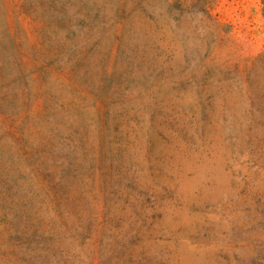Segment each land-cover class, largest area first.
Returning a JSON list of instances; mask_svg holds the SVG:
<instances>
[{
    "label": "rangeland",
    "instance_id": "374dc122",
    "mask_svg": "<svg viewBox=\"0 0 264 264\" xmlns=\"http://www.w3.org/2000/svg\"><path fill=\"white\" fill-rule=\"evenodd\" d=\"M0 67V264H264V0H0Z\"/></svg>",
    "mask_w": 264,
    "mask_h": 264
},
{
    "label": "trees",
    "instance_id": "16d2710c",
    "mask_svg": "<svg viewBox=\"0 0 264 264\" xmlns=\"http://www.w3.org/2000/svg\"><path fill=\"white\" fill-rule=\"evenodd\" d=\"M6 27H7V30H6V32H5V36H4V39H5V42L6 41H12L13 39H14V42H17V38H16V36L14 35V33L12 32V30H11V25L9 24V22H7V24H6ZM21 44L19 43V53H21L22 51H21V46H20ZM21 54H23V53H21ZM22 56H24V55H22ZM3 69H2V67H0V71H2ZM5 79H3V81L1 80V82L4 84V85H6L7 83L4 81Z\"/></svg>",
    "mask_w": 264,
    "mask_h": 264
}]
</instances>
